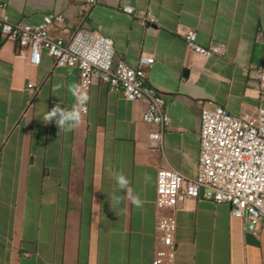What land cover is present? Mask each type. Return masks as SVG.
<instances>
[{
    "label": "crops",
    "instance_id": "0c3cea01",
    "mask_svg": "<svg viewBox=\"0 0 264 264\" xmlns=\"http://www.w3.org/2000/svg\"><path fill=\"white\" fill-rule=\"evenodd\" d=\"M83 1L8 0L7 13L29 25L60 13L68 31L52 36L85 28L112 39L116 60L134 66L141 55L153 57L148 83L164 95L170 125L154 146L149 134L158 126L142 119L146 101H128L100 80L80 126L64 132L45 124L55 104L76 103L68 87L79 83L78 70L54 67L45 51L31 65L27 51L0 35V264H152L161 247L156 223L166 214L177 220L175 264H264V224L248 231L229 204L156 205L160 169L198 173L204 105L232 115L264 107L253 77L264 64V0H96L87 13ZM188 30L224 54L194 53ZM114 171L129 178L141 208L127 199L111 207L113 194L124 195Z\"/></svg>",
    "mask_w": 264,
    "mask_h": 264
},
{
    "label": "built area",
    "instance_id": "2783aa9c",
    "mask_svg": "<svg viewBox=\"0 0 264 264\" xmlns=\"http://www.w3.org/2000/svg\"><path fill=\"white\" fill-rule=\"evenodd\" d=\"M96 0H84L87 13ZM8 0H0V35L29 53L31 65H39L43 52L52 57L54 67L77 69L81 87L90 93L95 80L116 90L128 101H146L142 115L146 124L157 125L149 134L154 146H160L170 117L166 100L148 83V72L155 59L141 55L136 65L116 60L110 37L79 28L68 37L52 36L51 31H68L63 14H46L37 25L12 22ZM123 11L133 14V8ZM144 21L151 22L148 15ZM188 48L206 58L222 56L224 46L203 47L195 30L183 35ZM261 99L264 98V64L253 69ZM89 102L86 105V114ZM200 152L198 173L188 177L175 169H160L157 174L156 205L159 210L175 209L188 199H206L229 204L231 215L240 218L245 228L258 232L264 224V107L255 115H232L221 105H204L200 114ZM177 220L173 214L160 215L156 236L161 247L155 250L152 264H175Z\"/></svg>",
    "mask_w": 264,
    "mask_h": 264
},
{
    "label": "clouds",
    "instance_id": "9594fccd",
    "mask_svg": "<svg viewBox=\"0 0 264 264\" xmlns=\"http://www.w3.org/2000/svg\"><path fill=\"white\" fill-rule=\"evenodd\" d=\"M62 85H55L53 91L58 90ZM68 91L75 98L71 108L62 107L61 104H55L51 110H48L43 116V122L45 124L55 123L59 131L71 132L76 129L84 120V113L86 112V105L91 100V97L84 90L80 84H73L68 87ZM112 178L114 179L118 189L124 193L123 196H117L113 194L110 200L111 207L114 209L124 199H127L136 208L143 206V200L140 195L134 192L131 187V181L129 178L121 172H112ZM149 177L145 176V181Z\"/></svg>",
    "mask_w": 264,
    "mask_h": 264
}]
</instances>
